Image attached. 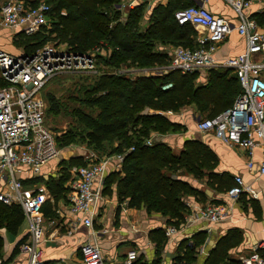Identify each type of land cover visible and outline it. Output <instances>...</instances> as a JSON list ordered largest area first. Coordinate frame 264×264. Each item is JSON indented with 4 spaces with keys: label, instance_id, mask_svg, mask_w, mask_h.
<instances>
[{
    "label": "trees",
    "instance_id": "trees-1",
    "mask_svg": "<svg viewBox=\"0 0 264 264\" xmlns=\"http://www.w3.org/2000/svg\"><path fill=\"white\" fill-rule=\"evenodd\" d=\"M47 4L51 7L49 17L54 12L58 19L52 20L51 28L43 26L30 35L18 33L14 42L25 53L36 52L53 36L72 50L86 52L98 45L111 47L107 56L98 55L99 63H104L107 69L102 66L92 82L82 85L83 93L72 96L78 105L73 111L67 109V114L71 112L78 118L82 130L63 135L62 144L70 145L80 135L100 155L123 153V176L109 177L110 182L118 181L119 196L128 198L133 206H145L180 219L184 209L181 195L196 190L176 177L185 172L201 178L205 169L214 168L215 157L199 140L187 141L180 153L173 152L164 142L149 145L147 140L154 131L161 135L180 131L183 126L165 113L178 111L185 104H196L202 114L208 112V118L218 115L241 92L240 81L236 74L227 78V72L216 69L211 72L209 84L197 88L194 86L197 72L169 70L137 75L116 71L122 67L144 69L169 64L171 55L157 48L159 44L195 48L197 43L191 35L196 32L192 25H180L174 15L178 9L195 2L168 0L165 5L159 4L151 10L145 27L143 3L125 15L118 7L121 0H48ZM263 17L264 14L258 16L259 20ZM167 82H173V87L163 90L162 85ZM85 163L84 156L62 160L59 176L49 178L46 183L55 199L65 197L70 168ZM210 175V184L218 190L228 191L232 186L229 174ZM4 205L0 202V221L15 229L23 210L19 205L12 208Z\"/></svg>",
    "mask_w": 264,
    "mask_h": 264
},
{
    "label": "built area",
    "instance_id": "built-area-1",
    "mask_svg": "<svg viewBox=\"0 0 264 264\" xmlns=\"http://www.w3.org/2000/svg\"><path fill=\"white\" fill-rule=\"evenodd\" d=\"M142 1L123 0L120 9L126 14ZM225 1L239 18L237 25L227 17L213 13L203 4L178 9L174 15L180 25L192 24L204 30L197 36V46L173 47L167 65L144 69L122 67L116 72L151 75L169 70L192 73L233 69L242 86L241 92L230 107L215 117L199 119L197 129L200 132L214 131L223 142L241 146L249 156V167L255 164L254 150L261 147L259 170L264 174V30H258L256 19L245 12L255 0ZM50 9L45 2L31 5L25 0H6L0 5V25L30 35L48 23ZM233 30L246 38L245 50L223 59L216 58L219 44ZM110 50L111 47L98 45L84 52L48 43L34 53L15 55L0 47V202L19 205L29 222V239L20 244V250L28 256L27 264H46L42 250L45 197L41 185L26 186L25 175L23 178L21 175L28 170L33 177L40 176L43 166L61 154L55 135L44 122L42 90L55 75L63 72H99L102 66L98 55L107 56ZM172 87L173 82L162 85L163 90ZM147 144H152L151 138ZM113 159L119 161L120 167L124 154L103 157L88 154L85 164L70 168L72 178L68 185L67 209L73 215H78L72 219V224L83 222L88 227L93 226V217L97 213L94 206L102 198L101 188H96L95 182L99 180L103 183ZM247 191H253L251 186L244 182L242 176L236 175L228 195L235 200ZM230 213L226 204H208L190 218L193 222L216 223L228 218ZM176 232L175 226H169L166 230L169 236ZM82 254L85 264H106L101 248L95 242H85ZM137 259L138 252L131 249L122 264H137ZM243 264H264V257L254 251L243 258Z\"/></svg>",
    "mask_w": 264,
    "mask_h": 264
},
{
    "label": "crops",
    "instance_id": "crops-1",
    "mask_svg": "<svg viewBox=\"0 0 264 264\" xmlns=\"http://www.w3.org/2000/svg\"><path fill=\"white\" fill-rule=\"evenodd\" d=\"M5 1L0 0V5ZM25 1L31 5H37L40 2L47 3V0ZM193 1L195 4H203L217 15L227 17L234 25L239 22L233 7L225 0ZM122 2L123 0H121V4ZM167 2L168 0H143L141 3L152 10L159 4L165 5ZM151 10L148 9L144 19L145 26L148 23ZM245 12L256 19L258 30H264V17L260 20L258 18L259 15L264 14V0H255L245 9ZM122 13L125 14V11L122 10ZM192 27L196 34L191 36L196 43L198 34L204 30L194 25ZM19 32L0 25V47H5L7 43L8 45L15 44L14 41ZM55 44L63 45L62 43ZM157 48L167 51L171 55L173 46L159 44ZM245 48L246 38L240 35L237 30H233L219 44L215 56L218 59H223L242 53ZM14 51L18 55L25 53L22 46L17 47ZM100 66L107 69L104 63H101ZM218 70L227 72V78L235 75L231 68ZM212 71H216V69L196 71L197 77L194 80V86L197 88L207 86L211 80ZM166 113V116H170L183 128L178 132L164 135L154 131L150 137L152 142H164L173 152L180 153L185 150L187 141L199 140L216 160L214 168L205 169L201 178L185 172H181L180 176L174 174L177 176L176 178L187 182L196 190L195 193L181 195L184 206L180 212L182 213L181 218L172 217L170 213L163 214L160 211L149 210L145 206H133L128 198L120 197L118 181L110 182L109 177L113 174L122 177L124 174L123 165L118 167L119 161L113 159L108 165L103 183L101 184L99 180L95 182V187L101 188L102 198L94 206L97 213L93 217V226L88 227L83 222L72 224V219H76L78 216L73 215L67 209L68 185L72 176L65 184L67 188L65 197L58 199H55L46 183L49 178L59 176L62 171V160L95 153L88 148L79 153H69L67 157L63 154L59 155L43 166L40 176L33 177L28 170H25V174L21 175L22 178L25 175L26 186L38 187L41 185L43 188L45 202L43 205L44 241L42 250L46 264H85L82 245L87 241L95 242L100 246L106 264H122L131 249L138 252L137 264L139 261L142 264H232V261L243 264V258L254 251H258L264 257V246H261L264 244V174L259 170L262 162L261 147L254 150L255 164L253 167H249L247 165L249 156L241 146L223 142L214 131L200 132L197 129L198 117L200 119L208 118V112L202 114L196 104H185L178 111H167ZM190 117L194 121L193 124L188 122ZM103 156L105 155L99 157ZM210 173L219 176L229 174L232 177V186L235 183V176L240 175L253 191L244 192L234 200L228 195V191L218 190L216 186L210 184ZM220 203L229 206L231 213L228 218L216 223L200 220L193 222L190 218L205 205ZM16 205L5 204L4 206L12 208ZM169 226L177 228L174 235L166 234ZM28 239L29 222L24 213H22L21 221L15 229H11L6 222L0 221V264H27L28 256L20 250V244Z\"/></svg>",
    "mask_w": 264,
    "mask_h": 264
},
{
    "label": "rangeland",
    "instance_id": "rangeland-1",
    "mask_svg": "<svg viewBox=\"0 0 264 264\" xmlns=\"http://www.w3.org/2000/svg\"><path fill=\"white\" fill-rule=\"evenodd\" d=\"M148 9L151 10V8L145 5V12H146L145 14H147ZM53 10H54V7L52 11ZM55 18L58 19L57 14L52 12V14L49 17L50 20L45 26L47 28H51L53 26L52 20H55ZM143 27H145L144 21H143ZM48 43L50 44L59 43V45L61 44L59 42V39L55 38L54 36L52 37V40L49 41ZM55 45H58V44H55ZM17 47H19L17 44L12 43L8 45L7 43L5 47L3 48L12 54H15L17 52L14 50H16ZM15 55H18V54H15ZM98 73L99 72H92L88 74L82 73V72H75V71L63 72L58 75H55L45 85V87L42 90V96L44 97V101H45L44 102V122L46 126L53 132V134L56 137V143L61 150L60 155L63 154L67 157L69 153H73V154L79 153L88 148L90 149V151H92L91 147L87 145L86 140H83L80 135H78L80 138L77 137V140H74L73 141L74 143H71L70 145L62 144L61 137L67 134L69 131H76V130L81 131L82 130V126H80V124L78 123L79 122L78 118L77 117L74 118L71 112L67 114V109L73 111L74 107L78 104L72 98V96L81 95L83 93L82 85L92 82L95 75H97ZM53 104L55 106L52 109ZM82 108L84 109V111H86L85 107H82ZM202 117L204 116L202 115ZM188 122L190 124L194 123L191 117ZM94 153L100 156V153L97 152L96 150H94ZM85 157H86V154L84 156V159ZM41 178L42 177H40V179Z\"/></svg>",
    "mask_w": 264,
    "mask_h": 264
},
{
    "label": "water",
    "instance_id": "water-1",
    "mask_svg": "<svg viewBox=\"0 0 264 264\" xmlns=\"http://www.w3.org/2000/svg\"><path fill=\"white\" fill-rule=\"evenodd\" d=\"M199 5H202L201 3H198ZM200 119V117H198V120Z\"/></svg>",
    "mask_w": 264,
    "mask_h": 264
}]
</instances>
